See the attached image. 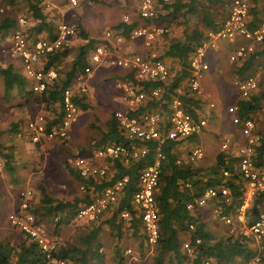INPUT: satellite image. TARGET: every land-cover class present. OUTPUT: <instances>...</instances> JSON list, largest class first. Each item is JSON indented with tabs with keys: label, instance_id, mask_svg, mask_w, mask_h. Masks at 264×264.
<instances>
[{
	"label": "built area",
	"instance_id": "1",
	"mask_svg": "<svg viewBox=\"0 0 264 264\" xmlns=\"http://www.w3.org/2000/svg\"><path fill=\"white\" fill-rule=\"evenodd\" d=\"M39 6L49 11L52 8L48 0H37ZM174 0H135V13L140 23L127 34H123V27L108 28L104 31L101 40L93 44L85 57V63L74 73L71 80L61 92L59 114L55 112H40L30 118L23 129L17 132V138L25 137L32 144L43 141L60 140L68 138L71 127L77 122L80 106L78 100L89 93V78L92 72L100 66H112L125 70L131 77L117 84L121 91L120 99L124 107L115 112V118L119 129L128 143H108L96 145L83 152H77L69 159L73 170L84 180L81 189L89 192L90 198L77 208L71 221L90 223L96 221L113 210L119 203L125 186L129 182L128 175L121 176L110 184L97 190L94 183H102L103 179L111 178L114 174V163L129 166L148 153L145 143L157 144L153 161L139 168L135 181V190L131 195L130 204L139 217L140 227L145 234L146 242L152 249L159 237V215L156 194L161 176L162 163L165 154L160 149L165 141H183L194 135L201 134L207 126L205 116L191 114L185 108L181 98L184 86L197 97L203 95L200 80L204 72L209 68L206 60L207 52L215 50L220 43L235 45L229 54L231 63L244 61L252 53L256 52L255 44L264 42V0H259L258 22L252 25L251 6L247 0H231L228 15L221 26L215 30H207L201 42L195 47L190 57V74L184 85L178 86L170 99L167 107L161 110L162 103L156 109L137 111L150 99L159 100L162 95V87L155 86L144 91L138 84L141 81H160L165 83L170 72L166 64L160 59L158 51L154 48L157 39L169 32L164 24H157L154 20L159 15L160 3L170 4ZM74 6L77 0H69ZM30 15V14H29ZM21 15L16 20L15 28L9 35V42L13 53L21 63V73L29 82L30 90L34 93H42L48 85L60 76L53 66L43 67L46 58L55 52L71 47L74 42L80 41V33L77 26L62 20L52 21V34L47 31L38 33L34 37L30 35L28 28L32 16ZM29 16V17H28ZM150 20V22H146ZM134 21V20H133ZM130 13L122 15L121 22L131 24ZM140 40L143 51H128L126 44ZM241 40V42H239ZM136 81V82H134ZM240 97H249L258 92L259 82L253 75L234 80ZM209 103V107H213ZM198 110V109H197ZM196 109L194 111H197ZM227 112L231 114V122L240 125V142L235 136H224L220 140L221 151L237 157L236 169L244 179V194L240 206L230 214L220 216V208L215 206L214 213L227 226L238 227L239 233L250 239L258 249V253L244 260L241 264H260L261 252L264 250V209L258 218L250 225L246 224L245 210L250 205L252 197L258 191L264 190V165L257 166L254 155L261 144L262 134L260 127H264V101H262L258 119L245 118L240 121L236 114L237 107L228 105ZM203 156L200 146L192 148L183 159H176L177 163H195ZM223 174L228 176V172ZM208 176H204L206 181ZM189 186V185H187ZM223 198L226 204L232 202L230 191L224 185L210 186L194 202L186 204L187 210L195 207L204 208L214 203L217 197ZM33 192L31 189H23L18 195L16 210L8 215V220L13 227L26 234L39 247L44 255L43 264H72L66 258H56L54 253L58 243L49 235L46 226L38 222L34 213L30 210ZM215 204V203H214ZM132 213L123 208L119 212V218L128 223ZM54 220L57 222L59 217ZM193 225H190V229ZM200 239H195L199 244ZM181 249L190 256L195 252L190 240L181 243ZM131 249H126L125 254H131ZM186 264H191L188 260ZM204 264H210L205 261Z\"/></svg>",
	"mask_w": 264,
	"mask_h": 264
},
{
	"label": "trees",
	"instance_id": "2",
	"mask_svg": "<svg viewBox=\"0 0 264 264\" xmlns=\"http://www.w3.org/2000/svg\"><path fill=\"white\" fill-rule=\"evenodd\" d=\"M230 1L231 0H174L170 4L160 3L159 15L154 22L157 24H164L169 28V32L161 37L170 38L171 41H168V48L165 47L162 52L158 50L160 49L159 44L157 45L156 50L159 51L160 59L168 67L170 76L165 83L148 80L138 82L144 91L159 86L162 87L163 92L158 101L150 99L143 108L141 107L139 110L132 111L131 113L134 114L142 110L156 109L160 103H162L161 110L163 111L166 109L167 101L170 99L172 93H174V90L178 86L184 85L185 80L190 74L189 62L195 47L201 42L207 30H215L221 26L222 22L228 15V5ZM5 2L7 4H14L15 0H5ZM25 2H27L29 6L30 16L38 21L37 25L31 27L32 29L30 28L29 30H36L35 35L43 31L51 33L52 25L47 23L45 12L43 8L39 6V3L33 0H25ZM254 2H256V4L250 9L253 17L252 25H255L258 22L257 16L259 14L257 8L259 0H254ZM222 8H225V12ZM193 15H196V17L199 18L198 27L184 28L180 38H172L169 36L172 32L171 29L173 24L179 23L181 19L188 21ZM13 22L14 19H11L10 17L0 20V38L5 37L6 31H8ZM146 22L148 23L150 20H147ZM139 23L140 22L137 20H134L131 24L120 22L117 27H123L122 33L127 34L128 31ZM30 32L31 31H29V33ZM30 35L33 37L35 36L32 33ZM82 38H85L86 42L79 46L77 54L67 70L62 68L66 62L64 59L69 53V48H64L63 50L50 54L46 60H44V68L53 66L61 74L57 80L53 81L51 85H48L45 91L42 93H36L39 94L41 101L44 104L50 105L53 102H58L64 87L71 80L74 73L85 63L87 52L96 41L94 39H87L85 35H82ZM261 45L262 48L260 50L252 53L246 60L239 61L244 68L249 65L251 59L258 56H264V42ZM167 60H171L172 64L168 65L166 62ZM128 75V77H131L130 74ZM0 76L2 78L1 80L4 91H10L13 87L22 89L27 83L29 84L22 73L15 71L12 65L0 67ZM181 98L185 103L186 110L191 114H195L194 109L191 108V106H197V100L191 96V93L185 86ZM84 100V97H81L78 100V104L81 108H87V104ZM262 101H264V89H260L249 97H240V99L234 104L237 107L236 114L240 121H243L245 118H254L257 120ZM24 125L17 127L16 134L23 129ZM237 127L240 130V125H237ZM262 128L264 127H261V129ZM192 137H196V135ZM262 137L261 144L257 147L253 157L255 165L257 166L264 165V135ZM118 142H124L125 144L128 143V140L123 136L121 129H119L114 115L113 118L107 122L106 130L102 134L97 145ZM178 142L180 141H165L160 147L165 154V159L162 163L158 192L156 194L159 215V237L156 245L152 249L146 242L145 234L140 227L139 217L135 216V211H133L130 200L131 195L136 188L135 181L137 172L144 164L153 161L157 144L155 142L145 143L148 147L147 155L143 159L129 166H122L115 162L113 176L111 178L103 179L102 183H94L93 181H90L89 184H95L96 189L99 190L121 176L128 175L129 177V182L125 186L123 194L120 196L119 203L111 211L110 217L105 220V223L109 225L111 232H115L114 235L116 238H119L123 230L122 226L128 229L133 237L138 238L137 245L141 251H154L152 264H164V262L167 264H186L188 260H191V264H204L205 261H209L210 264H235L239 260L244 261L256 255L258 251L251 248L252 242L250 239L243 236L241 233L228 234L216 238L206 229L205 224L201 219L202 213L199 210L202 208L195 207L191 211L186 209V204L188 202H194L195 199L203 193L205 188L219 185L227 187L232 197V202L229 205L219 196L214 202L215 204L210 203L211 206H217L220 208V216L232 213L235 208L241 205L245 187L244 179L236 169L237 157L220 151L216 156V161L213 167H211L209 171L203 173L201 168L176 162L174 148ZM1 147L2 146L0 145V154L6 159L5 167L9 171V174L12 175L14 168L7 164V161L11 159L12 155L9 153H3ZM224 171L228 172V176L223 174ZM71 172L79 182H84L75 170H72ZM204 176H208L206 181L203 180ZM43 191L44 190L42 189V192ZM42 196L43 197L40 200V203L42 204L41 206L47 213L51 215L53 214L55 217L56 214H58L57 216L59 217V220L57 221V224H59L63 218L72 217L79 207L78 203H85L90 198V194L87 191L81 200L65 203L57 202L56 204H53L47 195L42 194ZM123 208L128 209L132 213L131 219L128 223L122 222L119 218V212ZM263 209L264 190L255 193L251 199L250 205L246 208V224L250 225L253 223ZM30 210L36 216L37 221L41 222L35 214L34 209L32 210L30 207ZM190 225H193L192 229H190ZM97 232L98 227H95V229L90 232V236L86 238L84 246L58 244L54 256L56 258H66L72 264H88L90 259L98 261L100 253L98 250L92 248L90 240L96 237ZM24 235L25 237L21 236L19 242L15 245L8 241L4 242L3 240H0V264H43V253L34 241H32L26 234ZM180 235L187 237L194 246L195 253L192 256L181 249V242L183 239H181ZM195 239H200V243L195 244ZM263 253L264 252L261 253L262 259L260 264H264ZM115 259L116 264H124V257L120 255L118 251H116Z\"/></svg>",
	"mask_w": 264,
	"mask_h": 264
},
{
	"label": "rangeland",
	"instance_id": "3",
	"mask_svg": "<svg viewBox=\"0 0 264 264\" xmlns=\"http://www.w3.org/2000/svg\"><path fill=\"white\" fill-rule=\"evenodd\" d=\"M48 1L51 3L52 8L49 11L44 9V12L46 21L50 25H52L54 19L62 20L75 26H77V21L80 20V17H88L93 19V21L100 20V28L102 27L101 31L103 30V32L102 36L96 39L97 42L102 39L106 29L113 28L117 23L121 22L123 14L135 11V0H77V4L74 6L69 4V0ZM247 1L251 7L256 4L254 0ZM257 8L260 12L259 6ZM224 9L222 8L225 12ZM29 13L30 9L25 0H15L14 4H7L5 0H0V20L6 17L14 19L13 24L6 31L5 37L0 38V67L12 65L15 71L21 73V63L11 49L9 35L15 28L16 19L21 15H29ZM198 21L199 18L193 15L188 21L181 19L179 23H176V28L179 32H182L184 28H192L195 25H199ZM37 23L38 21L33 17L30 18L28 28V31H31L30 34H36V30L29 29L37 25ZM80 36H82L81 33ZM227 44L230 43H221L213 54H208L210 52H207L206 59H209L208 61L213 60L218 54L226 58L228 56H226V53L232 48ZM261 48L262 45L255 44L256 51ZM227 61H225L223 66L220 64L217 66L219 71L222 70L225 73L223 74L226 78H219L213 74L209 63L210 68L205 71L200 80L203 95L200 98L196 96L199 99V104L196 106L198 110L197 108L196 110L198 114L205 116L207 119V126L203 131L204 137H201L200 134L199 136L180 141L174 148L176 159H183L193 147L196 145L200 146L203 150V157L195 163H187V165L201 168L203 173L213 167L216 156L221 151L220 140L225 133L230 132L231 128H233L232 135L240 142L242 141L239 128L237 125L232 124L231 114L226 110L228 105H234L240 99L234 80L253 75L259 82V90L264 89V56L251 59L246 68L242 64L237 66L235 63H231L228 57ZM230 64L231 67H229ZM69 65L70 61L65 62L63 68L62 66L61 68L67 70ZM129 78L125 70L122 69L111 67L101 70L95 81H93V88L90 89L89 94L85 97L84 102L87 104V108L80 107L81 115L77 122L80 128L78 127L77 131H74L72 135L70 134L68 139L64 141L49 140L39 144H32L27 138L19 139L16 137L17 127L23 126L37 113L54 112L57 111V108L54 105L44 104L39 94L30 90L28 83L22 89L13 87L10 91H4L0 76V145L3 153L12 155L7 164L14 168L13 174L10 175L5 167L6 159L0 154V222H2L0 225V240L8 241L15 245L19 242L21 236L25 237L24 234L12 226L8 220V215L14 212L18 206L19 192L28 188L33 192L31 209H34L37 217L46 226L49 235L59 245L73 244L84 246V242L90 236V232L95 227H98L96 237L90 240L92 248L100 253L99 260L90 259L88 264H116V251L124 257V264H152L154 251H141L137 245L138 238L133 237L128 229L122 226L123 230L119 238H116L115 232H111L109 225L105 223L111 212L90 223L72 222L70 217H66L57 224L54 220L55 215L47 213L40 203L43 197L42 194L47 195L53 204L57 202H74L84 197L85 191L81 189L82 182H79L71 172L73 168L69 159L75 153L98 144L106 130L107 122L122 107L117 100L118 94L120 93L121 95V91L116 85ZM207 92L208 96L206 95ZM221 94L225 95L226 99ZM211 102L214 105L210 108L209 103ZM115 103H119V105ZM259 131L263 136L264 128L261 129L260 127ZM14 203H16L15 208L13 207ZM80 204L82 203L79 202L78 206ZM213 209L214 206L209 204L199 210L202 213L201 219L207 230L216 238L239 233L240 229L238 227L224 224L220 216L214 213ZM116 221L119 222L118 220ZM180 236L183 239L182 242L188 239L183 235ZM251 245L253 250L258 251L254 243ZM126 249H131V254L126 256ZM242 262L239 260L235 264H241ZM164 264L167 263L164 262Z\"/></svg>",
	"mask_w": 264,
	"mask_h": 264
},
{
	"label": "crops",
	"instance_id": "4",
	"mask_svg": "<svg viewBox=\"0 0 264 264\" xmlns=\"http://www.w3.org/2000/svg\"><path fill=\"white\" fill-rule=\"evenodd\" d=\"M127 13H130V15L132 16V21L133 20H137V16H136V13H135V11H133V12H127ZM84 16V15H83ZM251 17H252V15H251ZM258 17V16H257ZM253 18V17H252ZM80 20H78L76 23H77V26H78V29H79V31H81L80 33H81V35H85L86 37H87V39H94L95 41H96V39H99V37L100 36H102V32H103V30L101 31V28H100V24L101 23H99V22H101L100 20H97V21H93V19H89L88 17H80L79 18ZM253 20V19H252ZM198 24H199V21H198ZM117 25H118V23H117ZM117 25L115 26V27H113V28H121V27H117ZM196 26V25H195ZM196 27H198V25L196 26ZM194 28V27H193ZM52 30H53V28H52ZM171 33L169 34V36L170 37H172V38H180L181 37V31L179 32V30L176 28V23L175 24H173L172 25V29H171ZM51 34H52V32H51ZM168 41H171V39L170 38H165V37H159L158 39H157V41L154 43V48L156 49V47H157V45L159 44L160 45V49H158L159 51H163L164 49H165V47L166 48H168V45H169V42ZM86 42V39L85 38H82V36H80V41H76V42H74V44L71 46V47H69V53H68V55L67 56H65V59H64V61H66V62H68V61H70V63L72 62V60L74 59V57H75V55L77 54V51H78V48H79V46H81L82 44H84ZM239 42H241V40H239ZM221 44V43H220ZM220 44H219V46H220ZM228 46H231L232 48H230V50L226 53V56L229 54V52L233 49V48H235V45L233 46L232 44H227ZM219 46H218V48H219ZM126 50H128V51H139V52H141V51H143V45H142V42L140 41V40H135L134 42H132V43H129V44H126L125 45V47H124ZM217 48V49H218ZM217 49H215V50H209L208 52H210V53H208V54H213V52L214 51H216ZM157 50V51H158ZM158 51V52H159ZM228 57V56H227ZM227 57L225 58V57H223V56H221L220 54H218V56H216V58L215 59H213V60H210V61H208L207 59V62H208V64L210 63V67H212L211 68V70H212V72H213V74H215L216 76H218L219 78L220 77H222V78H226V76H224V72L222 71V70H220L219 71V69H217L218 67V65L220 64V65H224L225 64V61L226 62H228L227 61ZM216 60H217V62H216ZM167 63H168V65H171L172 64V62H171V60H167L166 61ZM237 66H240L241 65V62H238V63H235ZM112 66H100V67H98V68H96L93 72H92V74L90 75V78H89V87H90V89H92L93 88V81H95V79H96V76L98 75V73L101 71V70H104V68H111ZM209 67V68H210ZM229 67H231V64L229 65ZM100 68H101V70H100ZM115 68V67H114ZM208 68V69H209ZM99 69V70H98ZM207 69V70H208ZM126 72V71H125ZM205 73V72H204ZM224 73V74H223ZM60 74V73H59ZM126 75L127 76H129L128 75V73L126 72ZM60 76H61V74H60ZM116 87H117V85H116ZM118 88V87H117ZM90 89H89V92H90ZM118 92V91H117ZM89 94V93H88ZM119 96L117 97V100L121 103V106L122 107H120V109H122L123 107H124V109H125V104L123 105V103H122V101H121V99H120V93L118 94ZM206 95L208 96L209 94H208V92L206 93ZM221 95H223V94H221ZM191 96H193L196 100H197V104H199V97L197 98L196 96H194V95H192L191 94ZM86 97V96H85ZM84 97V98H85ZM210 97V96H209ZM226 96L225 95H223V98H225ZM226 99V98H225ZM116 105H119V103H115ZM50 105H54L56 108H57V111H54L55 112V114H59V104H58V102H53V103H51ZM113 106V105H112ZM191 108H193L194 110L197 108L196 106L194 107V106H191ZM198 109V108H197ZM194 112H196L197 114H198V112L197 111H194ZM80 115H81V108H80V112H79V116H78V119H79V117H80ZM201 115V114H200ZM77 122H78V120H77ZM77 122L71 127V129H70V132H69V135L71 134H73L74 133V131H77V129H78V127H79V125H77ZM234 127V126H233ZM80 128V127H79ZM206 129V128H205ZM207 129H208V127H207ZM233 128H231L230 129V132H228L227 134L225 133L224 135H223V137L224 136H230V135H232L233 133ZM203 133V134H202ZM201 133V137H204V132H202ZM69 135H68V137H69ZM200 135V134H199ZM199 135H196V136H199ZM68 139V138H67ZM218 142H219V139H218ZM197 146V145H196ZM195 146V147H196ZM194 148V147H193ZM222 152V151H221ZM203 157V156H202ZM185 164H187L186 162H184ZM15 204L16 203H14V208H15ZM1 223L2 222H0V225H1ZM4 223V222H3ZM125 255H127V254H125Z\"/></svg>",
	"mask_w": 264,
	"mask_h": 264
}]
</instances>
